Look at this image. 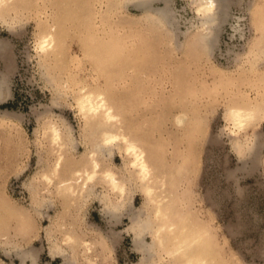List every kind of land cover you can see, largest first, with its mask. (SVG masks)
Segmentation results:
<instances>
[{"label":"rangeland","instance_id":"rangeland-1","mask_svg":"<svg viewBox=\"0 0 264 264\" xmlns=\"http://www.w3.org/2000/svg\"><path fill=\"white\" fill-rule=\"evenodd\" d=\"M7 2L0 9V75L8 84L0 103V264H23L19 254L24 264H64L52 254L60 247L71 264L142 263L132 216L143 210L153 220L154 206L140 182L128 179L119 220L108 215L112 195L101 182L75 204L57 191L91 148L76 101L91 90L121 109L126 132L148 151L156 175L165 173L156 184L176 177L189 227H206L214 238L216 255L207 264H264V0H221L227 12L208 41L194 0L153 2L174 6L165 22L137 0ZM49 32L56 42L42 52L40 38ZM236 106L263 111L238 131L228 111ZM182 115L187 121L178 125ZM49 125L69 130L76 142L60 170ZM126 154L115 147L103 168L133 178ZM169 184L162 191L172 196ZM66 234L91 244V252L72 250ZM145 237L154 244L153 231ZM154 250L151 264H176L170 248Z\"/></svg>","mask_w":264,"mask_h":264},{"label":"bare ground","instance_id":"bare-ground-1","mask_svg":"<svg viewBox=\"0 0 264 264\" xmlns=\"http://www.w3.org/2000/svg\"><path fill=\"white\" fill-rule=\"evenodd\" d=\"M137 1V6L139 8H143L144 10L148 11V13L149 11H152L155 15H157V19L159 21L165 22L172 18L173 14L171 8L174 6L169 8L167 5L163 9H159L158 7V9H156L152 7V4L157 0ZM158 1H165L166 3L169 2V0ZM194 2L197 4L196 10L202 23V39L208 41V38H210V35L212 34L213 28L216 26V24L222 22V18L225 17L228 4L226 2H221V0H194ZM7 3V0H0V9L3 10V8L7 6ZM55 42L56 36L53 33L49 32L43 34L40 38L39 48L42 52H45L52 48V46L54 47ZM1 47L2 45L0 44V48ZM91 48V51L94 55L95 45H92ZM110 48H112V46ZM7 85L8 84L5 75L1 74L0 103L5 102L8 97L6 89ZM76 101L79 111L83 114L85 119V128L83 132L86 136V141L89 145H91V148L89 149L88 156L83 158L80 168L74 171L72 177L60 182L57 191L60 196L64 198V201L75 204V201L77 202V200H86L92 195L96 184L101 182L109 187L108 190L110 191V194L115 198L111 199L112 196L108 198L111 202L108 215L112 219L119 220V218L124 215V210L126 207H128V204H126L128 195L127 181L128 179L131 181L136 180L140 182L141 189L148 199V202L154 206L153 220L144 219V213H142L143 210H141L138 216H135L134 214V216H132L134 223V225L132 223V229L136 233L138 247L144 253V259L142 260L141 264H151V257L154 253L153 250L156 247L163 249L170 248L169 254L176 264L209 263V261L212 259L211 255H216L213 243L214 238L211 237L209 233L210 231L206 227H189L191 223V212L188 208L185 207V209L184 207H181L182 200H180L179 203L178 198L174 194V192H176V177H170L169 182L167 181L169 180L168 178L163 184L165 186L170 183V189H173L171 192L172 196L165 195L166 191H162L164 186L159 187L158 184H156L158 183L159 179L162 181L165 180V173L162 172V177H159L160 175H156V167L155 164L151 162L152 158L149 156L150 154L148 151L138 142V140L126 132L125 126L123 124V118L121 116V109L117 108L115 104L111 103L104 93L95 90L85 93L82 92V94L77 97ZM228 111L229 118L235 130L243 131L247 129L257 119V117L260 116L263 109L258 107L236 106L232 107ZM234 113L241 114L239 122H237V117L234 115ZM186 121L187 117L185 115H182L177 119L178 125H183L186 123ZM46 133L50 136L52 144L57 145L59 150L62 152L56 163V170H60L62 168V164L65 162L67 163V158L64 155L65 150H67V147L70 143L76 147V142L73 140L69 130L64 131L57 126L49 125ZM115 147H124L125 152L127 153L126 155L130 156L131 161H129V168L134 170L133 178H121L114 170L110 168H103V158L112 157ZM46 178L50 181L53 180L48 174L46 175ZM50 184L52 183L50 182ZM0 204H2V202ZM157 220L160 222V226L158 228H154L153 223L157 222ZM150 231H153L154 233L153 245H148L144 242L146 234ZM70 235L68 240H66V243L72 250L75 251L77 247L84 245L88 246L87 251L91 252V244L86 241H81L82 239L80 240V238L76 237L78 235ZM65 248L62 250L60 247L58 248V251L53 249L52 254L53 256L55 254L64 256L66 259L64 264H71L72 260L69 258L68 254L64 252ZM19 256L21 257L24 264L27 260V256H23L21 254H19ZM209 258L211 259L209 260ZM87 260L90 264H97L94 259L87 258ZM32 264H36V261H33Z\"/></svg>","mask_w":264,"mask_h":264},{"label":"snow or ice","instance_id":"snow-or-ice-1","mask_svg":"<svg viewBox=\"0 0 264 264\" xmlns=\"http://www.w3.org/2000/svg\"><path fill=\"white\" fill-rule=\"evenodd\" d=\"M234 115L237 117V122H239V118H240L241 114L240 113H234Z\"/></svg>","mask_w":264,"mask_h":264}]
</instances>
